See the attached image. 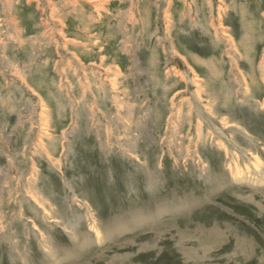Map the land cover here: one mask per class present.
<instances>
[{"label":"rangeland","instance_id":"rangeland-1","mask_svg":"<svg viewBox=\"0 0 264 264\" xmlns=\"http://www.w3.org/2000/svg\"><path fill=\"white\" fill-rule=\"evenodd\" d=\"M100 1L0 0V264H264V0Z\"/></svg>","mask_w":264,"mask_h":264},{"label":"bare ground","instance_id":"bare-ground-1","mask_svg":"<svg viewBox=\"0 0 264 264\" xmlns=\"http://www.w3.org/2000/svg\"><path fill=\"white\" fill-rule=\"evenodd\" d=\"M86 1H88V3L90 4V3H94V5H93V7H96V8H98L99 6H100V0H86ZM210 1V0H209ZM219 1H221V0H219ZM107 2V1H106ZM207 2V1H206ZM222 2V1H221ZM260 3L261 2V0H257L256 1V3ZM72 2H70V4H71ZM104 3V2H103ZM6 4V3H5ZM51 5L52 3L51 2H47L46 1V5L48 6V5ZM147 4V3H146ZM221 4V3H220ZM261 5V4H260ZM54 5H52V8L51 9H53L54 7H53ZM104 6V5H103ZM222 8V7H221ZM7 9V8H6ZM105 9V8H104ZM145 10V9H144ZM146 11V10H145ZM222 11V9H217V20H215L216 22L217 21H219L218 19H220L221 18V15L220 14H218V12H221ZM143 12V11H142ZM242 12V13H241ZM240 13V17H241V19L243 18V19H245L246 18V13L244 12V11H241ZM142 14V13H141ZM146 17V16H145ZM245 17V18H244ZM134 18V17H133ZM141 19V18H140ZM242 19V20H243ZM47 21H49L48 23H47V25H51L50 26V28L49 29H51V35H53V34H55V35H57L58 37H60L61 39H64V40H67L68 38L67 37H64V36H62V34L61 33H57L56 31V26H60V25H62V23H60V20L59 19H56V18H51V17H48L47 18ZM136 21V20H135ZM214 21H211V23H213ZM142 23V22H141ZM213 25H215V24H213ZM220 25H221V22H220ZM55 26V27H54ZM209 26H211V25H209ZM247 26H248V24L246 23V22H244V24H243V30H244V35H243V38H241V39H243V41H244V44H243V42H242V40H240V39H237L238 41H237V45L239 46V48L241 47L242 48V50L245 52V49H246V46H245V44H246V42H247V40H246V37H245V32L247 31L246 29H247ZM219 27V28H218ZM224 27V26H223ZM222 27V28H223ZM221 27L219 26V24L217 25V27L216 28H213V30L215 29V34H216V30L218 31V30H221L220 29ZM245 28V29H244ZM52 31H53V33H52ZM59 32V31H58ZM219 35L222 37V40H224L225 42H227V43H229V45H230V47L231 48H234L236 45H235V43H234V41H233V39H232V37H230L227 33H224L223 31H219ZM216 38H218L217 36H216ZM253 38V37H252ZM259 39H261V38H259ZM235 40V39H234ZM216 41V40H215ZM219 41V40H218ZM261 41V40H260ZM252 48V47H251ZM250 48V49H251ZM236 53V52H235ZM182 60H184L185 61V59L182 57ZM251 61V60H250ZM261 61H262V59H261ZM185 63H186V61H185ZM261 63V62H260ZM206 66V65H205ZM209 66H210V62H209ZM259 67V69H260V71H261V73H262V80H264V65L261 63V65H259L258 66ZM252 68V67H251ZM192 71V70H191ZM177 73V72H176ZM195 73V72H194ZM191 79V78H190ZM201 79V78H200ZM23 83V82H22ZM85 83V82H84ZM253 83V82H252ZM190 84V83H189ZM194 86H196L197 84H194V83H192ZM250 85V84H249ZM86 88V87H85ZM88 88V87H87ZM244 88V87H243ZM248 88V87H247ZM198 89H199V87H198ZM202 90V89H201ZM246 93V92H245ZM195 94H199V92L197 91ZM223 94V93H222ZM221 94V95H222ZM249 94V93H248ZM199 97V96H198ZM224 98H225V96H224ZM223 98V99H224ZM42 101V100H41ZM197 101V100H196ZM223 102V101H222ZM196 103H200V100L198 99V101L197 102H195V104ZM263 104V106H264V101L262 102ZM40 104V103H39ZM38 107V106H37ZM202 108V107H201ZM41 110V111H40ZM45 109L43 108V107H41V108H39V112L38 113H36L37 114V119H36V121H35V124L38 126V129H39V133H38V139L37 140H39V142L43 139V137H45L46 135V131H47V129L48 128H46L47 126H46V124H47V119H46V115L44 114L45 113V111H44ZM196 110V109H195ZM198 110V112H197V116H198V118H199V121H198V123H200V120H202V119H200V115H201V110L200 109H197ZM36 111V110H35ZM37 112V111H36ZM227 123L228 122H226V118L225 117H223L222 118V124H225V126L227 125ZM48 125V124H47ZM229 128L230 127H233L231 124H228L227 125ZM198 129H199V126L197 127V131H198ZM211 134H212V132H211ZM210 134V135H211ZM45 135V136H44ZM217 140H216V143H218L220 146H222V149H223V147H226V145L219 139V138H216ZM180 144V143H179ZM186 147V146H185ZM227 149V148H226ZM185 151L186 152H188L189 153V150L187 149V148H185ZM182 153H183V151H182ZM187 153V154H188ZM184 154H186V153H184ZM184 154H182V155H184ZM252 158H253V156H252ZM229 171H230V173L232 174V176L234 177V179L236 178V180H246V181H248L250 184H255V183H260V182H264V161H261L257 156H255L254 157V160H253V162H250L249 163V165H247V163H246V165L245 166H243V167H241V166H239L238 164H237V162H233V164H229ZM32 173V172H31ZM29 180H31V179H29ZM34 181H35V179H34ZM245 182V181H244ZM260 185V184H259ZM32 187V186H31ZM35 191V190H34ZM37 193V192H36ZM31 194V193H30ZM37 195V194H36ZM250 196V195H249ZM37 196H35L34 194H32V198H36ZM3 200V199H2ZM40 202V201H39ZM41 203V202H40ZM163 205V204H162ZM46 210V209H45ZM157 212V211H156ZM154 214V213H153ZM155 215V214H154ZM87 216H88V214H87ZM88 218V217H87ZM88 221H89V219H88ZM118 222V221H117ZM117 222H115L114 224L112 223V224H110V226H108L106 229H105V233L107 234V237H110L113 233H117L118 231H120V230H122V228H121V226H123V225H121L120 223H118L117 224ZM132 222H136V220H135V218H134V220H132ZM133 223V224H134ZM124 229V228H123ZM89 230H90V232H93V233H95V236H96V240H100V236H101V231H99V227L97 228V226H95V225H93V224H91V226H90V228H89ZM105 234V235H106ZM74 235V234H73ZM78 239L79 238H77L76 239V237H74V244H73V246H74V248L75 249H78V248H80V247H83L84 245H86L87 243H88V238H84L83 240H81V241H79L78 242ZM76 240V241H75ZM237 253V252H236ZM236 253H234V256H237V254ZM69 254H70V252H69ZM198 258H200V257H198ZM193 260H197V258H193Z\"/></svg>","mask_w":264,"mask_h":264}]
</instances>
